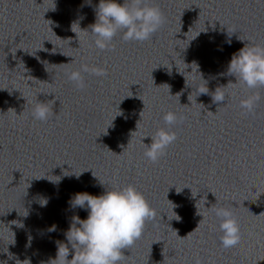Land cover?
Wrapping results in <instances>:
<instances>
[{"label":"clouds","instance_id":"1","mask_svg":"<svg viewBox=\"0 0 264 264\" xmlns=\"http://www.w3.org/2000/svg\"><path fill=\"white\" fill-rule=\"evenodd\" d=\"M95 12L96 22L89 26L90 31L87 32L93 37L95 47L101 51L112 48L113 39L118 32H122V39L125 42L148 41L166 21L163 11L158 6L150 4L148 0H123L122 3L118 0H99ZM83 73L106 75L103 68H90L86 64H81L79 69L67 74L68 81L77 89L86 87ZM227 74L234 76L236 83L231 85L229 83L226 87L237 84L246 90L264 87V46L246 44L234 53ZM220 88L224 87H218L215 95H212L214 102L225 100V92ZM208 91L201 90V93L206 94ZM177 94L180 96V93ZM259 99L257 94L249 95L241 100L240 107L246 114L253 113ZM50 102L35 104L32 112L35 120L46 122L52 116ZM143 104L145 106L144 101ZM140 116L142 117V111ZM183 119V116H178L174 111L165 113L163 121L168 127L159 128L154 135L149 136L151 144H144V156L148 161L157 163L165 155L167 148L177 139L172 126L183 122ZM79 175H76L77 178ZM72 206L86 209L88 216L86 219H80L78 216L73 218L72 224L64 233L68 244H58L56 257L51 259L49 264H123L125 259L123 250L130 249L141 238L146 223L156 215L144 194L134 184L106 187L99 196L87 192L77 193L72 200ZM210 211L220 221L218 230L221 233L222 248L228 250L237 247L241 243L242 234L232 210L216 207ZM197 214L202 215L199 211ZM175 216L177 221L181 219ZM202 220L192 232L198 229ZM50 231H55V225ZM175 232L180 237L177 231ZM69 245L74 253L71 259H68Z\"/></svg>","mask_w":264,"mask_h":264}]
</instances>
